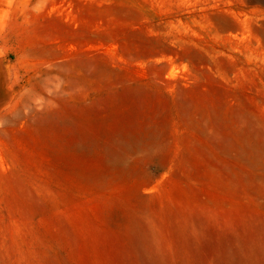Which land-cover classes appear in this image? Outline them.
I'll return each instance as SVG.
<instances>
[{
  "label": "rangeland",
  "instance_id": "obj_1",
  "mask_svg": "<svg viewBox=\"0 0 264 264\" xmlns=\"http://www.w3.org/2000/svg\"><path fill=\"white\" fill-rule=\"evenodd\" d=\"M0 264H264V0H0Z\"/></svg>",
  "mask_w": 264,
  "mask_h": 264
},
{
  "label": "crops",
  "instance_id": "obj_2",
  "mask_svg": "<svg viewBox=\"0 0 264 264\" xmlns=\"http://www.w3.org/2000/svg\"><path fill=\"white\" fill-rule=\"evenodd\" d=\"M2 63H1V61H0V72H2Z\"/></svg>",
  "mask_w": 264,
  "mask_h": 264
}]
</instances>
